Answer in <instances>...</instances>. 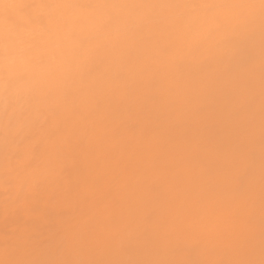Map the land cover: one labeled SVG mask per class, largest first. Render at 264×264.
<instances>
[{
  "label": "snow or ice",
  "instance_id": "6c2138e0",
  "mask_svg": "<svg viewBox=\"0 0 264 264\" xmlns=\"http://www.w3.org/2000/svg\"><path fill=\"white\" fill-rule=\"evenodd\" d=\"M257 23L261 48L259 258L254 233V139L249 134L239 144L231 136L221 142L203 140L198 107L209 85L230 71L226 57L230 64L244 45H251ZM136 45L143 47V53L135 66V84L156 102L159 123L124 132L123 125L109 128L98 123L90 132L70 130L62 144L52 141L42 149L34 145L27 156L15 153V164L5 168L0 264H264V0L258 4L0 0V95L6 129L11 127L20 92L55 99L73 119L88 121L101 110V95L126 90L123 77L111 65L122 60L126 47ZM253 70L254 56L249 51L238 71L250 76ZM251 83L249 78V88ZM245 107L250 112L251 102ZM224 111L229 118L236 114L230 105ZM181 127L183 133L173 135ZM85 136L89 149L102 161L101 171L85 174L81 168L78 152ZM163 140H171L172 146H162ZM120 141L135 157L123 167L119 158L109 155L108 147ZM69 151L73 153L70 163L62 159ZM72 173L77 175L75 180ZM149 175V198L128 216L115 219L113 208L118 202L112 199L111 186L126 190ZM192 184L197 188L195 197L186 195ZM42 189L50 190L48 214L53 222L48 241L55 242L54 248L47 241L31 239L27 229L8 223L13 216L40 215L36 198ZM73 197L83 199L88 211L73 217L69 225L63 215L56 214L55 206ZM157 239L175 244L190 258H69L75 247L131 257L139 249H150ZM221 246L231 256L211 258ZM44 247L54 258H26L29 250Z\"/></svg>",
  "mask_w": 264,
  "mask_h": 264
},
{
  "label": "rangeland",
  "instance_id": "374dc122",
  "mask_svg": "<svg viewBox=\"0 0 264 264\" xmlns=\"http://www.w3.org/2000/svg\"><path fill=\"white\" fill-rule=\"evenodd\" d=\"M114 1L115 0H101V2H114ZM25 2L57 3V2H61V0H25ZM81 2H97V0H81ZM115 2L116 3H127V2L131 3L132 2V3H143V4H150V3L151 4H175V3H201V2L255 3V4H258L259 0H154V2H156V3H154L152 0H151V2H150V0H131V1L130 0H116ZM158 11L159 10H157V12ZM158 14L167 15L168 13H167V10H161L160 12H158ZM134 48H135V50H134ZM249 51H251V54L254 56V70L251 72L250 76L249 75H241L238 71V64L241 63L243 60L247 59ZM142 53H143V49H142V46H140V45L126 47L123 51L122 60L118 63L111 65V66H113V67H111V70L113 69V72H118L121 76H123V80H125V81H123V84L127 85L126 90H125L127 92H123V93L127 94V97H126V95H123V94H121V97H120L119 92L116 93L117 95L115 94L114 96H112L113 94H110V93L101 95V98H100L101 110L99 112L95 113L93 116H91L88 121L72 119V117L68 113L67 109L60 102H58L55 99H51V98L40 96V95L30 96L28 94H25L24 92H20L15 99V104H16L15 111L13 114H11V121H12L11 127L6 129V127H5L6 119L3 115V96L0 95V241L3 240V235H4V231H5V217H4L3 212H2V209L4 206V200H5V193H4L5 168L9 163H11L13 165L15 164V160L13 159L15 153L19 152V153L27 156L30 153L31 148L34 145L37 146L38 148L42 149L46 143H49L52 141H54L56 143L60 142L57 144H62L63 143L62 141L64 139L63 137L70 131L69 128L71 130L72 129L80 130L81 133H86V132L91 131V130H89V127L91 129L95 124L102 123L103 125L110 127V128L119 126V124H120V126L123 125V127L124 126L125 127H124V129L122 127V129L125 131L127 128H131V127L134 128L138 124L139 125L136 126L135 128L140 130V129L153 127L154 125L159 123V120L156 117L158 115V112H156L157 111L156 102L149 95L144 93L145 92L144 90L137 88V86L135 85V80L137 78L136 73H135V65L137 63L138 58L142 55ZM260 55H261L260 28H259V24L257 23L256 28H255V38L252 41L251 45H244L242 48L241 55L239 57H237L235 60L231 61L230 64H229L227 57H226L225 63H226L227 67H230V71L227 72L226 75L222 76L215 83L210 84L207 91L200 97V99L198 101V107L201 109V111L199 113V119L201 121L199 133H200V136L202 137V139L204 138L203 140H205V141L211 140L213 142H221L222 140L231 136L239 144L240 142L245 140L249 136V134H251V136L254 139V147H255V151H256V172H257V185H256V190H255V196H254V199H255L254 233H255L256 257L257 258H259V240H260V188H259L260 136H261ZM129 63H131L132 65ZM102 65L103 64H101V68L103 70L105 65H103L104 67ZM115 65L117 66V68ZM130 72H131V74H129ZM249 78L252 81L250 88L247 85V81L249 80ZM123 84H122V86H123ZM128 86H129V89H128ZM136 89L142 90V91L136 92L137 91ZM133 92H135L136 94ZM139 94L140 95L142 94V96H139ZM133 95H135V96H133ZM137 96L140 97L139 102H138V100H136ZM147 96H149V97L147 98ZM130 97H131V99H130ZM148 100H150L151 102ZM111 101L113 104L111 103ZM129 101H130V103H128ZM140 101H141V103H140ZM147 101L150 102L151 104L150 103L148 104ZM249 101L251 102V111L250 112L245 107V105ZM122 103L125 105L126 108L123 106ZM144 103H147L148 108L145 107L146 105ZM109 104H111V105H109ZM116 104L119 105V107H121V108H119V107L117 108ZM61 105H62V107H60ZM226 105L232 106L235 110L236 114L233 115L231 118H229L225 114L224 110H225ZM110 106L113 109L115 108L114 109L115 111L117 109L116 112H118L120 115L115 113V111ZM142 106L144 109H141ZM57 107H58V109H57ZM153 108H155V109L153 110ZM124 109H125V113L123 111ZM131 109H133V110H131ZM135 110H137V111H135ZM152 110H153V112H152ZM119 111H121V113ZM147 111L149 112V114ZM64 113L66 115H63ZM123 113H124V115H123ZM134 113H135V115H134ZM138 113H140V114H138ZM60 114L64 117H62ZM102 115L104 117H107L109 115L110 116L107 117V120L106 119L104 120V117ZM111 115H113V116L111 117ZM121 115H123V117H120ZM159 115L162 116L163 114L159 113ZM100 116L103 118H101ZM133 116H135L136 118H134ZM152 116H153L154 120L152 118L150 119V117H152ZM56 119H58V121ZM140 119H143V120H141V122H140ZM92 120H94V121L92 122ZM121 120H123V121H121ZM133 120H134V122H133ZM148 120H150V121H148ZM124 121H127V122L129 121V122L127 124V122H124ZM135 121H136V124H135ZM142 121H143V123H142ZM122 122H124L126 124H124ZM131 122H132V124H130ZM74 123L76 125H74ZM88 123H90V124H88ZM202 123H204V124H202ZM62 124H63V126H62ZM129 124L131 127L129 126ZM80 125L83 126L86 131ZM54 126H56V127H54ZM57 127L59 128V131H58ZM77 127H78V129H77ZM122 129H121V131L124 132ZM183 131L184 130L181 127L179 129H176L174 131L175 133H173V135L179 136V134H182ZM56 132H58V133H56ZM63 132H65V133H63ZM49 134H50V136H49ZM47 138H48V140H46ZM85 138H86V136L83 138V140H82L83 142L80 145V149L78 152V155H79V158L81 161V168H82L83 172L86 174L88 172H95L96 170L97 171L103 170V167L101 165L102 161H98L96 153L94 151H90L91 149H89V147H88V140H87V138L85 140ZM170 141L171 140H163L161 142V144H162V146L169 144L167 146L171 147L172 141L171 142ZM113 143L114 142H110L108 145V147L110 146L109 155L111 154V155L117 156V158H119L123 162L121 164V167H123L124 164H126L130 160V158H131V160L135 159V157H133V154L131 152H129V150L126 146V143H124V141H121L120 143H117V142L114 144ZM140 143H143V140H140ZM116 146H118V147H116ZM119 148H120V150H119ZM124 148H126V149H124ZM119 151L122 154H120ZM66 154H68L67 155L68 158L63 153L62 159H65L66 162L70 163V158L73 155V153L71 151H69V152H66ZM83 160H85V161H83ZM87 162L90 164V166H88L89 164ZM98 163H100V164H98ZM69 171L71 172V169ZM117 171H119V169ZM68 174L69 173H65V175H68ZM129 174H131V169H129ZM72 175H73V179L75 180L77 178V175L75 173H72ZM146 177L144 178L142 183L137 184L136 182L135 183L133 182V185L131 183L127 187L128 189H126L128 191L122 190L119 185L113 184L111 186L112 199L114 201L118 202L117 205L113 208L115 219L119 220V219H121L122 216H126V215L128 216L131 212L135 211V209H136L135 207L137 206L136 204L140 203L143 200H146L145 199V198H147L146 196H148V198H149L151 193L148 191V185L151 184L152 177L150 175L147 177L148 179ZM146 180L149 182H146ZM47 183H48L47 181H44L45 185H47ZM143 186H144V188H142ZM129 187H131V188H129ZM134 188L136 190V193L134 192L135 190H133ZM139 189L145 190V192H143V191L141 192V190H139ZM196 191H197L196 185L192 184L189 186V189H188L186 195L189 197H195ZM49 193H50V190L42 189L36 198L37 206L40 209V215L32 216V217H29L26 215L23 217V219H20L19 217L13 216L9 220L8 223H9V226H12V227L18 226L21 230L27 229L31 239L36 240V241H47L48 246L51 248H54L55 242L48 241V236L50 233V225L53 222V217L48 214L49 209L51 207V202L49 200ZM138 193L139 194L141 193L140 194L141 197ZM130 195H132V196L130 197ZM137 198H138V200H136ZM139 200H140V202H138ZM134 202H135V204H134ZM119 210H120V212H119ZM87 211H88V205L83 201V199H77L75 197L71 198L67 203H57L55 206L56 214L57 215H63L69 225L73 222L72 221L73 217L78 218L82 214L87 213ZM13 221H18V224H13ZM25 221H27V223H25ZM49 247L38 248L35 250H29L26 258H34V259H51V258H54L52 256L51 252L49 251ZM143 252H145V253H143ZM137 256H138V258H137ZM143 256H145V258L150 257V258H155V259H170V260L190 258L187 253L178 250L176 248L175 244L160 242L158 239H157L156 243L154 244V246H152L150 249H148V250L147 249H139L131 257H115L114 255L107 253V252L94 254V253L90 252L89 250H87L85 248H80V247H75V248L71 249L70 253H69V258H76V259H80V258H84V259H87V258L144 259ZM230 256H231V253L227 252L224 249V247L221 246L220 249L218 250L217 255L214 257H211V258H229Z\"/></svg>",
  "mask_w": 264,
  "mask_h": 264
},
{
  "label": "bare ground",
  "instance_id": "6f19581e",
  "mask_svg": "<svg viewBox=\"0 0 264 264\" xmlns=\"http://www.w3.org/2000/svg\"><path fill=\"white\" fill-rule=\"evenodd\" d=\"M115 1H116V0H115ZM115 1H114V2H115ZM130 1H131V0H130ZM152 1L154 2V0H152ZM121 2H122V1H121ZM146 2H147V1H146ZM150 2H151V0H150ZM150 2H149V3H150ZM127 3H128V2H127ZM131 3H132V2H131ZM154 3H156V2H154ZM150 4H151V3H150ZM160 11H161V10H159L158 12H160ZM158 12H157V13H158ZM135 48H136V47H135ZM135 48H134V50H135ZM142 49H143V47H142ZM127 50H128V49H127ZM127 50H126V51H127ZM132 50H133V49H132ZM134 50H133V51H134ZM126 53H127V52H126ZM136 53H137V52H136ZM129 55H130V54H129ZM129 55H128V56H129ZM131 56H132V55H131ZM134 56H135V55H134ZM126 61H127V60H126ZM119 62H120V61H119ZM122 63H123V62H122ZM129 64H131V63H129ZM103 65H104V64H103ZM103 65H102V66H103ZM121 65H122V64H121ZM131 65H132V64H131ZM115 66H116V65H115ZM135 66H136V65H135ZM100 67H101V65H100ZM103 67H104V66H103ZM111 67H113V66H111ZM123 67H124V66H123ZM131 67H132V66H131ZM116 68H117V66H116ZM125 68H126V67H125ZM101 69H102V68H101ZM125 70H126V69H125ZM125 70H124V71H125ZM112 71H113V69H112ZM128 71H129V70H128ZM124 73H125V72H124ZM129 74H131V72H130ZM122 77H123V76H122ZM129 78H130V77H129ZM136 79H137V78H136ZM123 81H125V80H123ZM133 81H134V80H133ZM135 81H136V80H135ZM232 81H233V80H232ZM131 82H132V81H131ZM131 82H130V83H131ZM133 84H134V83H133ZM135 85H136V84H135ZM131 86H132V85H131ZM133 86H134V85H133ZM132 88H133V87H132ZM137 88H138V87H137ZM128 89H129V86H128ZM128 89H127V90H128ZM132 90H133V89H132ZM132 90H131V91H132ZM136 90H137V89H136ZM136 90H135V91H136ZM128 91H129V90H128ZM139 91L141 92L142 90H137L136 92H139ZM124 92H127V91H124ZM133 93H135V92H133ZM144 93H145V92H144ZM106 94H107V93H106ZM110 94H112V93H110ZM122 94H123V95H126V97H127V94H124V93H122ZM135 94H136V93H135ZM116 95H117V94H116ZM130 95H131V94H130ZM137 95H138V94H137ZM210 95H211V94H210ZM212 95H213V94H212ZM112 96H114V95H112ZM128 96H129V95H128ZM133 96H135V95H133ZM139 96H142V94H141V95L139 94ZM143 96H144V95H143ZM149 96H150V95H149ZM149 96H147V98H148ZM120 97H121V93H120ZM126 97H125V98H126ZM137 97H138V96H137ZM103 98H104V97H103ZM141 98H142V97H141ZM118 99H119V98H118ZM130 99H131V97H130ZM135 99H136V98H135ZM110 100H111V99H110ZM116 100H117V99H116ZM119 100H120V99H119ZM119 100H118V101H119ZM136 100H137V99H136ZM142 100H143V99H142ZM114 101H115V100H114ZM148 101H150V100H148ZM148 101H147V103L149 104L151 101H150V102H148ZM123 102H124V101H123ZM138 102H139V100H138ZM111 103H112V101H111ZM116 103H117V102H116ZM128 103H130V101H129ZM135 103H136V102H135ZM140 103H141V101H140ZM142 103H143V102H142ZM147 103H144V104L146 105L145 107L148 108ZM106 104H107V103H106ZM112 104H113V103H112ZM122 104H123V103H122ZM150 104H151V103H150ZM109 105H111V104H109ZM116 105H117V104H116ZM128 105H129V104H128ZM105 106H106V105H105ZM113 106H114V105H113ZM121 106H122V105H121ZM123 106L125 107L124 104H123ZM140 106H141V105H140ZM149 106H150V105H149ZM205 106H206V105H205ZM60 107H62V105H61ZM110 107H111V106H110ZM114 107H115V106H114ZM118 107H119V105H117V108H118ZM127 107H128V106H127ZM63 108H64V107H63ZM106 108H107V107H106ZM111 108H112V107H111ZM119 108H121V107H119ZM125 108H126V107H125ZM57 109H58V107H57ZM59 109H60V108H59ZM112 109H113V108H112ZM114 109H115V108H114ZM114 109H113V110H114ZM141 109H144L143 106H142ZM141 109H140V110H141ZM151 109H152V108H151ZM151 109H150V110H151ZM154 109H155V108H153V110H154ZM131 110H133V109H131ZM148 110H149V109H148ZM153 110H152V112H153ZM206 110H207V109H206ZM114 111H115V110H114ZM116 111H117V109H116ZM116 111H115V113L119 114V113L116 112ZM123 111H124V113H125V109H124ZM135 111H137V110H135ZM145 111H146V110H145ZM64 112H65V111H64ZM104 112H105V111H104ZM119 112L121 113V111H119ZM130 112H131V111H130ZM140 112H141V111H140ZM147 112H148V111H147ZM156 112H157V111H156ZM113 113H114V112H113ZM115 113H114V114H115ZM124 113H123V115H124ZM142 113H143V112H142ZM105 114H106V113H105ZM138 114H140V113H138ZM148 114H149V112H148ZM148 114H147V115H148ZM151 114H152V113H151ZM60 115H61V114H60ZM63 115H66V114L64 113ZM97 115H98V114H97ZM119 115H120V114H119ZM123 115H121L120 117H123ZM134 115H135V113H134ZM144 115H145V114H144ZM153 115H154V114H153ZM156 115H157V114H156ZM57 116H58V115H57ZM61 116H62V115H61ZM102 116H103V115H102ZM105 116H106V115H105ZM109 116H110V115H109ZM109 116H107V117H109ZM112 116H113V115H111V117H112ZM139 116H140V115H139ZM139 116H138V117H139ZM149 116H150V115H149ZM58 117H59V116H58ZM62 117H64V116H62ZM69 117H70V116H69ZM100 117H101V116H100ZM103 117H104V116H103ZM103 117H101V118H103ZM107 117H104V120H105V119L107 120ZM133 117L136 118L135 116H133ZM133 117H132V118H133ZM138 117H137V118H138ZM146 117H147V116H146ZM156 117H157V116H156ZM118 118H119V117H118ZM134 118H133V119H134ZM141 118H142V117H141ZM151 118L153 119V116L150 117V119H151ZM53 119H54V118H53ZM58 119H59V118H58ZM58 119H56V120L58 121ZM68 119H69V118H68ZM72 119H73V118H72ZM116 119H117V118H116ZM145 119H146V118H145ZM147 119H148V118H147ZM119 120H120V119H119ZM123 120H124V119H123ZM123 120H121V121H123ZM134 120H135V119H134ZM134 120H133V122H134ZM141 120H143V119H140V122H141ZM153 120H154V119H153ZM72 121H73V120H72ZM93 121H94V120H92V122H93ZM108 121H109V120H108ZM110 121H111V120H110ZM115 121H116V120H115ZM129 121H130V120H129ZM129 121H128V122H129ZM148 121H150V120H148ZM73 122H74V121H73ZM75 122H76V121H75ZM99 122H100V121H99ZM102 122H103V121H102ZM117 122H118V121H117ZM117 122H116V123H117ZM124 122H127V121H124ZM124 122H122V123H124ZM128 122H127V124H128ZM137 122H138V121H137ZM145 122H146V121H145ZM151 122H152V121H151ZM156 122H157V121H156ZM203 122H204V121H203ZM206 122H207V121H206ZM76 123H77V122H76ZM142 123H143V121H142ZM146 123H147V122H146ZM146 123H145V124H146ZM85 124H86V123H85ZM88 124H90V123H88ZM111 124H112V123H111ZM124 124H126V123H124ZM130 124H132V122H131ZM130 124H129V126H130ZM135 124H136V121H135ZM202 124H204V123H202ZM66 125H67V124H66ZM74 125H76V124L74 123ZM106 125H107V124H106ZM138 125H139V124H138ZM138 125H136V126H138ZM62 126H63V124H62ZM70 126H71V125H70ZM80 126H81V125H80ZM111 126H112V125H111ZM119 126H120V124H119ZM136 126H135V127H136ZM145 126H146V125H145ZM147 126H148V125H147ZM154 126H155V125H154ZM54 127H56V126H54ZM54 127H53V128H54ZM81 127L84 129L83 126H81ZM87 127H88V126H87ZM124 127H125V126H124ZM124 127H123V129H124ZM130 127H131V126H130ZM135 127H134V128H135ZM141 127H142V126H141ZM67 128H68V127H67ZM71 128H72V127H71ZM74 128H75V127H74ZM109 128H110V127H109ZM131 128H132V127H131ZM54 129H55V128H54ZM57 129H58V131H59V128H58V127H57ZM57 129H56V130H57ZM60 129H61V128H60ZM77 129H78V127H77ZM80 129H81V128H80ZM86 129H87V128H86ZM123 129H122V130H123ZM125 129H126V128H125ZM69 130H71V129L69 128ZM84 130H85V129H84ZM89 130H91L90 127H89ZM89 130H88V131H89ZM183 130H184V129H183ZM221 130H222V129H221ZM79 131H80V130H79ZM85 131H86V130H85ZM123 131H124V130H123ZM176 132H177V131H176ZM178 132H179V131H178ZM56 133H58V132H56ZM60 133H61V132H60ZM63 133H65V132H63ZM174 133H175V132H174ZM179 133H180V132H179ZM61 134H62V133H61ZM53 135H54V134H53ZM56 135H57V134H56ZM179 135H180V134H179ZM49 136H50V134H49ZM58 136H59V135H58ZM54 137H55V136H54ZM56 137H57V136H56ZM203 137H204V136H203ZM51 138H52V137H51ZM63 138H64V137H63ZM203 139H204V138H203ZM46 140H48V138H47ZM61 140H62V139H61ZM61 140H60V141H61ZM85 140H86V138H85ZM55 141H56V140H55ZM47 142H48V141H47ZM62 142H63V141H62ZM82 142H83V141H82ZM82 142H81V144H82ZM120 142H121V141H120ZM120 142H117V143H120ZM166 142H167V141H166ZM170 142H171V141H170ZM57 143H60V142H57ZM114 143H116V142H114ZM114 143H113V144H114ZM124 143H125V142H124ZM83 145H84V144H83ZM166 145H169V144H166ZM114 146H115V145H114ZM171 146H172V145H171ZM83 147H84V146H83ZM111 147H112V146H111ZM116 147H118V146H116ZM124 147H125V146H124ZM109 148H110V146H109ZM87 149H88V148H87ZM116 149H117V148H116ZM124 149H126V148H124ZM88 150H89V149H88ZM119 150H120V148H119ZM26 151H27V150H26ZM90 151H92V150H90ZM117 152H118V151H117ZM119 152H120V151H119ZM115 153H116V152H115ZM64 154H65L66 156L68 155V154H66V153H64ZM69 154H70V153H69ZM113 154H114V153H113ZM120 154H122V153L120 152ZM110 155H111V154H110ZM66 156H65V157H66ZM85 156H86V155H85ZM88 156H89V155H88ZM95 157H96V156H95ZM116 157H117V156H116ZM133 157H134V156H133ZM67 158H68V156H67ZM67 158H66V159H67ZM126 158H127V157H126ZM130 160H131V158H130ZM83 161H85V160H83ZM96 161H97V160H96ZM89 162H90V161H89ZM87 163H88V162H87ZM101 163H102V162H101ZM122 163H123V162H122ZM88 164H89V163H88ZM98 164H100V163H98ZM96 165H97V164H96ZM96 165H95V166H96ZM101 165H102V164H101ZM88 166H90V164H89ZM92 167H93V166H92ZM92 167H91V168H92ZM98 169H99V168H98ZM96 171H97V170H96ZM99 171H100V170H99ZM147 177H148V176H147ZM147 177H146V178H147ZM147 179H148V178H147ZM146 182H149V181L146 180ZM134 183H135V182H134ZM132 185H133V183H132ZM140 187H141V186H140ZM129 188H131V187H129ZM136 188H137V187H136ZM142 188H144V186H143ZM127 189H128V188H127ZM129 190H130V189H129ZM133 190H135V188H134ZM139 190H141V192H142V191L145 192V190H142V189H139ZM126 191H128V190H126ZM148 191H149V190H148ZM134 192L136 193V190H135ZM127 194H128V193H127ZM138 194H139V193H138ZM140 194H141V193H140ZM140 194H139V195H140ZM144 194H145V193H144ZM142 195H143V194H142ZM131 196H132V195H130V197H131ZM135 196H136V195H135ZM144 196H145V195H144ZM136 197H137V196H136ZM140 197H141V195H140ZM146 197L148 198V196H146ZM132 198H133V197H132ZM134 198H135V197H134ZM147 198H145V199H147ZM132 200H133V199H132ZM136 200H138V198H137ZM136 200H135V201H136ZM138 202H140V200H139ZM136 203H137V202H136ZM134 204H135V202H134ZM136 205H137V204H136ZM117 208H118V207H117ZM135 208H136V207H135ZM131 210H132V209H131ZM119 212H120V210H119ZM123 212H124V211H123ZM125 212H126V211H125ZM131 213H132V212H131ZM122 215H123V214H122ZM126 216H127V215H126ZM119 217H120V216H119ZM147 250H148V249H147ZM142 251H143V250H142ZM143 253H145V252H143ZM146 253H147V252H146ZM139 254H140V253H139ZM143 255H144V254H143ZM143 257L145 258V256H143ZM147 257H148V256H147ZM137 258H138V256H137ZM149 258H150V257H149Z\"/></svg>",
  "mask_w": 264,
  "mask_h": 264
}]
</instances>
